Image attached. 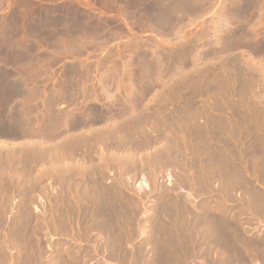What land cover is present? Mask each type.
<instances>
[{
  "label": "rangeland",
  "instance_id": "1",
  "mask_svg": "<svg viewBox=\"0 0 264 264\" xmlns=\"http://www.w3.org/2000/svg\"><path fill=\"white\" fill-rule=\"evenodd\" d=\"M0 76V264H264V0H0Z\"/></svg>",
  "mask_w": 264,
  "mask_h": 264
},
{
  "label": "bare ground",
  "instance_id": "2",
  "mask_svg": "<svg viewBox=\"0 0 264 264\" xmlns=\"http://www.w3.org/2000/svg\"><path fill=\"white\" fill-rule=\"evenodd\" d=\"M65 9V8H64ZM63 10V9H62ZM74 10V9H73ZM63 12V11H62ZM68 12V11H67ZM70 12V11H69ZM68 12V13H69ZM71 13H72V10H71ZM74 14V13H73ZM76 14V13H75ZM59 16H61L60 17V21H63V20H66V19H72V16H69V15H67V14H62V15H59ZM44 18H46V17H44ZM47 19V18H46ZM47 21V20H46ZM45 22V20L43 19V18H39V19H37L36 20V23H33V25L35 26V24H37V25H41V24H43ZM32 25V24H31ZM78 24H76V25H74L75 26V29L76 28H79L78 26H77ZM33 27V26H32ZM36 28H38L37 26H35ZM24 28V27H23ZM70 28H71V26H70ZM25 29V28H24ZM19 30V29H18ZM10 36H12V35H10ZM13 37V36H12ZM14 43V42H13ZM13 44H11V46H12ZM13 47V46H12ZM183 55H184V52L182 53ZM2 76H0V78H1ZM2 79V78H1ZM1 81H3V80H1ZM143 182V181H142ZM139 184H142L141 182L139 183ZM144 184V183H143ZM140 187H143V185L142 186H140ZM140 187H139V189H140ZM109 200V199H108ZM109 204V203H108ZM110 205V207H111V205H114V204H109ZM112 207H115V206H112ZM112 209V208H111ZM104 210H102V212H103Z\"/></svg>",
  "mask_w": 264,
  "mask_h": 264
}]
</instances>
